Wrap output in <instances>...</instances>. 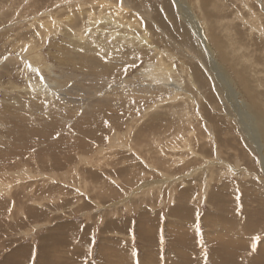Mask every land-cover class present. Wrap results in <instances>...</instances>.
Listing matches in <instances>:
<instances>
[{
    "label": "rangeland",
    "instance_id": "374dc122",
    "mask_svg": "<svg viewBox=\"0 0 264 264\" xmlns=\"http://www.w3.org/2000/svg\"><path fill=\"white\" fill-rule=\"evenodd\" d=\"M93 1L80 0L75 4L87 8L89 3L96 4ZM179 1L185 9L179 21L193 37L189 41L195 51L191 62L194 67L202 62L201 69L206 74L210 70V80H197L195 74L201 70L194 71L186 65L184 53L172 43L165 44L158 35L161 32L153 28L147 33L169 55L167 62L174 70L172 83L187 95L193 90L199 94L195 102L192 96H182L183 92L174 96L172 92L159 91L157 101L175 97V102L161 104L158 112L150 114L137 108L128 116L122 109L117 114L99 103L85 106L91 102L89 88L108 90L112 83L106 81V73L86 72L80 66L79 56L91 60L95 54L68 48L74 37L61 30L63 21L68 23L71 18L70 6L71 9L63 5L64 11L55 12L49 31L47 26H28L24 20L33 16L32 11L52 6L56 0H0V8H6L5 16H0V32L7 34L9 22L14 28L7 40L0 34V264H10L2 260L13 254L20 264H264V147H260L263 140L259 137L253 139L251 124L255 123L250 110L253 106L258 112L264 111V34L260 33L264 31V0ZM149 2L168 23L172 20V9L177 7L174 1ZM113 3L122 5L121 0ZM122 7L125 16H138L127 6ZM254 13L260 24L254 20ZM140 16L141 25L151 23ZM91 20L85 23H93ZM83 22L77 18L76 27L82 29ZM196 25L204 29L201 37L207 32L220 40L242 75L246 90L237 78L230 84L228 75L230 89L220 87L219 77L224 80L229 70L218 67L216 53H210V59L204 49L200 50L196 32L191 29L196 30ZM253 25L256 29L251 33L252 39L248 33ZM51 31L56 34H49ZM141 31L140 27L137 36ZM105 42L115 44L109 39ZM64 49L71 52L70 56L65 55ZM184 50L190 54V50ZM68 57L75 64H70ZM102 57L108 62L107 55ZM153 58L157 59L155 53ZM119 65L124 69L123 64ZM248 66L252 67L255 80L250 78ZM138 67L126 72V78H137L125 86L149 82L136 72ZM69 73L72 75L67 76ZM248 78L255 82L254 87H246ZM35 81L39 86L54 82L55 95L50 98L41 94L31 85ZM95 81L99 83L95 85ZM63 92L73 96L69 102L62 101L66 98L61 95ZM179 108L185 109L176 112ZM94 111L110 115L102 120L105 126L94 138L86 135L92 143L89 146L80 127L98 124L100 118H94L98 114ZM161 111L170 116L165 126L181 119H185V124H180L175 133H169L172 126L160 132L162 129L154 127L152 116L162 114ZM199 113H204L207 123ZM114 114L118 122L109 120ZM209 124L216 127L211 137L206 134L211 130ZM208 126L210 129L206 130ZM156 133L162 138L159 144L169 150L163 155L156 144L149 150L139 148L143 139L149 140L150 135L154 138ZM177 135L179 141L175 139ZM185 141L188 144L184 147ZM97 145L103 148L102 153L96 152ZM164 156L170 163L158 159ZM219 161L222 164H217Z\"/></svg>",
    "mask_w": 264,
    "mask_h": 264
},
{
    "label": "bare ground",
    "instance_id": "6f19581e",
    "mask_svg": "<svg viewBox=\"0 0 264 264\" xmlns=\"http://www.w3.org/2000/svg\"><path fill=\"white\" fill-rule=\"evenodd\" d=\"M67 1L68 0H66V1L56 0V3H54L52 6L51 5H46V6L42 7V8H39V9L35 10L34 12L32 11L33 16H30V18L28 20L25 19L24 21L27 22L28 26L30 25V26L33 27V26L37 25V27H44V28L47 26L46 29L49 30L48 28L51 27V25H54L52 23H54L53 19H54L55 12L62 11L63 8H65V7H61V6L67 5L66 8L69 7V6L72 8V11L69 13L71 18H70V20H68V23H66L65 21L61 20L64 23L63 28L61 30L63 32V34L65 33L66 35H70V36L74 37V40L70 39L72 44L69 45L68 48L71 51H72L73 48L74 49L77 48L79 50H80V48H82L83 51H85V52H92L93 54H95L92 57H90V58H92L91 60H88V58L84 57V55L83 56H79L77 58V60L80 62L79 63L80 66L83 67L86 72L87 71H92V72L96 71V72H104V73H106L108 75V76L105 77L106 81L112 83V87L110 89H108V90H104V89H99L98 90L96 87H94V89H90L89 88V92H90V97L89 98H91V102H90L89 105L86 103L87 105H85V106L91 107L93 104L99 103L102 106H106V108H108L111 111H116L117 114H119L118 111L121 110V109L123 111L127 112V114H128L132 110L134 111L137 108H141L144 111L145 114H150V113H152L151 111H157L158 108H159V105H161V104H167V103H172L173 104L175 102V100H174L175 97L174 98L164 97L162 102L157 101V99H159V97L155 99V97H157V95L160 94L159 91H163L164 92L166 90V91L172 92L174 94V96L179 95L183 91L179 87H177L175 84L172 83L173 82V78H174L172 73H173L174 70L169 67L171 64L169 62H167L169 55H167L165 52L160 50L159 49V43L160 42L158 40L152 38V36L147 33V32H150V30L153 29V28H157V29H153V30H159L161 32V35L164 36V37H162L160 35V33H158V35L164 40L165 44H168V46H170L171 44H169V43H172V45L177 48L178 52L184 53V56L186 57L184 59L186 65H188L190 67H193L192 69L194 71L201 70L200 73H196L195 74L197 80H201V81L205 80L206 82H208V80H210V77L208 76V74H210L209 73L210 70H207L208 74H206L205 71H203L201 69V67H200L201 64H203L202 62L201 63L199 62L200 66L197 65L198 67H194L193 66L194 64H192V62H191V60L195 58V56H194L195 51L193 50V48H192V46H191V44L189 42L190 38L193 39V37L190 36L189 29H187V27L183 26L181 24V22L179 21V17L181 16V11L184 9L183 2H180L179 0H172V1H174V4L177 7L174 10L172 9V15H170V18L172 20L169 21V23H168L163 18V15L160 13L158 8L154 4L152 5V2L148 3L149 0H146L145 2H142V0L141 1L134 0L133 2H131L130 0H121L122 1V5L127 6V8H130V10H132L133 12L138 14L137 17H135V16H125L124 15V13H125L124 10L125 9L123 10L122 5H117V4L113 3V2H117L118 0H115V1L99 0L100 2L98 0H94V1H96L95 2L96 4H91V3L88 2L90 5L88 4L89 6L87 8H85V5L75 4V2H80V0H71L72 3L67 2ZM94 1H93V3H94ZM247 1H249V0H244V2H247ZM85 2H86V0H85ZM45 3H47V2H45ZM2 4H4V3H2ZM5 6H7V5H5ZM72 6H76V7H74L75 10H74V8ZM167 6L171 7L169 4H167ZM164 9H165V7H164ZM261 9L264 10V2H261ZM5 10H6V8H5ZM5 10L0 8V13H2L0 15L1 17L5 16V14H4ZM173 11H174V13H173ZM238 12H239V10H238ZM234 13H235V11H234ZM57 14H59V13L57 12ZM140 14H141V16H140ZM254 14L257 16L256 13H254ZM95 15H97V16H95ZM91 16L97 17V20H95V21L91 20V18H92ZM139 16L148 18L151 21V23L149 24L147 22V23H144L143 25H141L142 23H140L141 20H140ZM232 17H234V16H232ZM60 18H63V17H60ZM66 18H64V19H66ZM77 18H81L82 20L84 19L83 25L81 23L82 29H79V27H76L77 24H75V23L77 22ZM166 18H167V15H166ZM258 18L259 17L257 16V19H254V20H256L258 22V24H260V21H259L260 19L258 20ZM86 19L94 21V22L90 23V24H86L85 23V21H87ZM126 19H129L130 21H125ZM248 19H250V18L248 17ZM58 20H60V19H58ZM177 21H179V23ZM228 21H231V20L228 19ZM87 22H89V21H87ZM11 23L12 22H9V24L7 25V28H9V30L7 31V34H4L5 32H2V31L0 32L1 36L4 37L5 40H7V38L10 36V33L12 32L11 29L13 27L11 26ZM65 24H68V25H65ZM189 24H191V23H188V25ZM252 24H255V23H252ZM37 27H36V29H37ZM140 27H141L142 31H141L140 35L137 36V30ZM145 27H147L148 29H146ZM196 27H197L196 30H195V27L194 28L191 27V29L196 32L195 36L198 37L197 44L200 46V50L204 49L203 51L207 52V54H208L207 56L210 59H212L211 58L212 55L210 53H212V54L216 53V56H219L218 57L219 62L217 63V64H219L218 67L219 68L221 67L222 71H224L225 69H228L229 71H231V72L228 71V73L224 74V80L221 77H219L220 78L219 81H222V86H220V87L223 88V89H225V86H226V88L228 87L226 91H228V89H230L229 88V86H230L229 82H226V81H228L227 78H226L227 75H228L230 84L232 82H234V81H232L233 78H237V80L240 83V85L242 86V88H244L245 87V83H244V80L242 78V75L239 74L236 66H234L231 63L232 57L225 50L223 45L220 43V40L213 39L212 35L207 34V32L205 33V35L203 34L204 36L201 37V33H204V29H202V26H199V25L198 26L196 25ZM258 27H259V25H258ZM255 29H256L255 25H253V27L249 26L248 35L250 37H252V39H253V34H251V33ZM262 29H264V27H262ZM13 30H14V28H13ZM197 31H198L199 34H197ZM206 31H207V29H206ZM48 33L49 34H56L55 31L54 32L51 31V33L50 32H48ZM260 33L264 34V31L261 30ZM107 39L113 40V42L115 44L114 45H110L108 42H105V40H107ZM261 40H263L262 37H261ZM262 42H264V41H262ZM195 43H196V41H195ZM185 48H187V50H190V52H189L190 54L189 55L185 52V50H184ZM150 49L153 50V53H152V50L150 51ZM64 50L66 52L65 55H67V56L69 55L70 56L71 52L69 50H67V49H64ZM28 51H30L29 48H28ZM31 52H34V51H31ZM27 53H25V54L27 55ZM115 53L119 54L120 56L112 55V54H115ZM154 53L157 56V59L153 58V54ZM98 54L101 55V57H99ZM28 55H29V53H28ZM62 55H64V54H62ZM103 55H107L109 57L108 58L109 59L108 62H106L107 58L105 59V57H102ZM31 56H33V55H31ZM24 58H25V56H24ZM243 58H244V56H243ZM66 60H68V62L70 64H73V63L75 64L74 59H72L70 57H68ZM141 62L143 64H140ZM114 63L123 64L124 65V67H123L124 69H120V65L119 64H114ZM225 63L228 65V67L225 65ZM97 65H98V67L101 66V67H105V68L103 70L99 69V68H97ZM78 66L79 65H77V67ZM135 67H138L137 68L138 71H136V72L137 73L141 72V74L144 75L148 79L149 82L146 83V84L142 83V84H139V85H136L135 83H133V85L129 86L130 87L129 88L128 86H125L126 82H130V84H131L132 80H135L137 78V75H135V77L133 76V78H126L125 77L127 75L126 72L131 70V69H133V68H135ZM251 68L248 66L247 70H248V72L250 71L252 73L251 74L249 72L250 78L255 80L254 77H253V72H252ZM256 69L257 68H255V70ZM239 71L241 72V70H239ZM86 72H85V74H86ZM122 72L123 73L125 72V75H122ZM203 73H205V75L208 77V79H207L206 76L203 75ZM231 73H233V74L231 75ZM71 75H72V73L67 74V76H71ZM217 75L219 76V74H217ZM189 77H187L188 80L190 79ZM250 78H248V80H247L246 87H254L253 85H255V82L254 83L251 82ZM120 79H122V80L120 81ZM180 80H181V78H180ZM37 82L38 81L32 82V84H31V82H29V83L32 86H36L35 89H39L40 93L42 92L45 95L49 96L50 98L55 95L56 92H55V89H54V86H55L54 82L52 84H49V83L45 82V83L41 84L42 87L39 86L37 84ZM210 82H213V81H210ZM98 83H99L98 81L94 82L95 85H97ZM102 83H104V82H102ZM225 83H226V85H225ZM183 84L184 83L182 82V85ZM220 84H221V82H220ZM128 85H129V83H128ZM185 85H187V83ZM32 86H31V88H32ZM74 88H75V86H74ZM243 90H246V89L244 88ZM70 91L71 90H67L68 93ZM72 91L75 92L73 89H72ZM34 92L36 93V90ZM247 92L248 91H246V93ZM29 93H30V91H29ZM197 93H198L197 91L193 90V93L190 92L187 95L185 92H183L181 95L184 96V97L186 96V99H189L188 96H192L194 98V101L196 102V96H198ZM61 95L66 97L65 99L62 100L63 102H65V101L69 102V99H71L73 97V96H71L69 94H66L64 92L61 93ZM249 98H251V99L253 98L250 95V92H249ZM252 103H254V99H253ZM249 104H251V103H249ZM261 105H262V103H261ZM261 105H259V106H261ZM111 107H113V108H111ZM244 108H245V106H244ZM250 108H251L250 109L251 110V115H254V117H252V118H253L254 123H255V125H252L253 123L251 124V126L253 128V131L251 129L252 134H253V139L255 140V138L259 137L261 140H263V144L260 145V147L263 148L264 147V131L262 129H264V111L258 112V110L256 111L253 106H250ZM86 109L90 110V108L89 109L86 108ZM181 109L182 108L177 109L176 112L184 111L185 108L182 109V110ZM252 110H254V111H252ZM239 111H238V113H239ZM94 112H97V111H94ZM97 113L98 114L94 115V118H96V119L100 118V120L98 121L97 125H95L93 127H89V126L80 127V132L84 136V140L85 139L87 140L86 141L87 144H89L90 141L88 142V139H87L86 135H90L91 137H93V136L97 135L98 132H101L100 130H102V128L105 126V122L102 121V120H104L105 117H108L110 115V114L109 115L104 114V116H103L102 112H99V111ZM108 113H110V112H108ZM92 115H93V112H92ZM198 115L201 117V119H202V121H204V123H207V121L205 119H203V117H205L204 113H199ZM257 115H259V117H257ZM128 116H129V114H128ZM116 118H115V114H114L113 117L112 116L109 117V120L110 121H114V122H118V121H116ZM133 119H135V118H133ZM133 119H132V121L135 122V120H133ZM141 119H139V120L141 121ZM168 120H170V116H169V114H167L165 112H162V114L161 113H156V114H154L152 116V122H155V126L154 127L158 126V127H156L157 130H158V128L162 129L160 132H164V131H166V129H165L166 127L171 128V126H172L173 129H171V131L169 133H173V132L175 133V131L180 127V124H185V119H181L176 124L172 123L171 126H165L164 123L166 121H168ZM207 120L210 121V118L208 117ZM245 120H246V118H245ZM100 121H102V122H100ZM240 121H241V123H243L241 118H240ZM209 125H211V130H208V129H210V127L208 126L209 128L206 129V130H208L206 132V134H207L208 137H211V136H213L212 132L214 131V128H216V127L214 125H212V124H209ZM256 125H258L259 128H257ZM243 126H246V123H244ZM144 128H146V127H144ZM106 130H107V128H106ZM84 133H85V135H84ZM177 133H179V131H177ZM188 133H190V132H188ZM178 135H180V133ZM178 135H177V137L175 139L178 138ZM137 136H138V134H137ZM141 136H143V135L141 134ZM149 137H150L149 140L143 139V140H145V142H143L139 148H143V150H145V149L147 150L149 146H150L149 148H151V147H153L156 144V146L161 151V152H159L160 154H162L164 151H166V152L169 151V150H165L159 144V141L162 139L159 136V133H156L154 138H151V135ZM93 138H92V141L94 140ZM95 140L98 141L99 138H96ZM185 143L186 144H184V147H185V145L188 144V141H185ZM90 144H92V143H90ZM90 144H89V146H90ZM82 145H84V144H82ZM113 145H115L114 142H113ZM86 146L87 145H85V147ZM97 147H98V150L96 152L97 153H102L103 148H101V145H97L96 148ZM175 147H177V146H175ZM88 148H90V147H88ZM187 148H188V146H187ZM176 149H178V148H176ZM179 149H181V148H179ZM166 152H164V153H166ZM170 154H169V157L172 158L173 156H170ZM167 155H168V153H167ZM217 155H218V153L215 154V157ZM263 157L264 156L262 154L261 158L264 159ZM167 158L168 157L165 158V156H164V157H161V158H158V159H160L161 161L166 160L167 163H170V161ZM166 162H165V164H167ZM172 162H173V158H172ZM217 164H222V162L219 161V163H217ZM209 167H211V166H209ZM156 168H157V166H156ZM202 168L204 169L205 167H202ZM195 169H196V167L192 168V172L195 173ZM161 172H162V170H161ZM161 172H158V173L161 175L162 174ZM188 174H190V173H188ZM162 175L164 177H167V176L164 175V172H163ZM160 181H162L164 183V181H166V180L165 179H160ZM19 254H22V253H19ZM4 257H6V256H4ZM13 257H14V254L13 255H8L2 261L8 260L10 264H20V262L18 260H15ZM260 257H263V256H260Z\"/></svg>",
    "mask_w": 264,
    "mask_h": 264
}]
</instances>
